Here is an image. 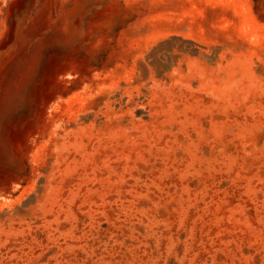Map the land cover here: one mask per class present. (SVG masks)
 <instances>
[{
  "label": "rangeland",
  "instance_id": "rangeland-1",
  "mask_svg": "<svg viewBox=\"0 0 264 264\" xmlns=\"http://www.w3.org/2000/svg\"><path fill=\"white\" fill-rule=\"evenodd\" d=\"M0 264H264V0H0Z\"/></svg>",
  "mask_w": 264,
  "mask_h": 264
}]
</instances>
